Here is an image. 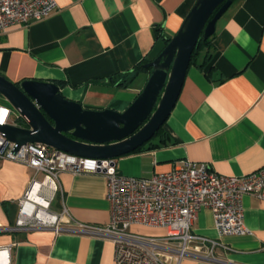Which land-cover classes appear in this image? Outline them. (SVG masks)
Masks as SVG:
<instances>
[{
    "label": "crops",
    "instance_id": "obj_1",
    "mask_svg": "<svg viewBox=\"0 0 264 264\" xmlns=\"http://www.w3.org/2000/svg\"><path fill=\"white\" fill-rule=\"evenodd\" d=\"M56 1L57 10L45 20L0 31V73L13 83L54 82L65 98L86 109L124 113L151 72L144 70L122 89L123 76L164 50L197 0ZM227 10L212 35L208 66H192L186 74L163 125L167 143L116 159L119 174L148 178L185 159L207 163L224 176L264 168V0H233ZM35 176L27 165L0 160V250L10 247L3 264H113L115 246L107 238L17 228L20 202ZM58 185L49 208L61 226L110 222L103 174L63 172ZM243 204L251 235L220 236L211 210H201L194 232L221 246L210 259L188 256L181 264H264V200L246 195ZM141 228L131 229L140 234Z\"/></svg>",
    "mask_w": 264,
    "mask_h": 264
},
{
    "label": "built area",
    "instance_id": "obj_2",
    "mask_svg": "<svg viewBox=\"0 0 264 264\" xmlns=\"http://www.w3.org/2000/svg\"><path fill=\"white\" fill-rule=\"evenodd\" d=\"M56 3V0H0V31L43 21L57 10ZM13 111L9 104H0L1 126L15 122ZM17 148V144L0 134V160L19 162L36 172L20 202L17 228L107 238L115 246L113 264H181L188 256L210 259L221 244L194 232L192 225L198 213L211 210L220 236L243 237L252 234L244 224V196L264 200V168L241 177L224 176L214 173L207 163L185 159L172 171L138 178L119 174L113 160L76 157L35 143L22 145L15 152ZM63 172L106 177L111 213L107 225L61 226L49 207L59 192L58 181ZM135 226L164 232L143 235L132 231ZM9 251L10 247L0 253L8 257Z\"/></svg>",
    "mask_w": 264,
    "mask_h": 264
},
{
    "label": "water",
    "instance_id": "obj_3",
    "mask_svg": "<svg viewBox=\"0 0 264 264\" xmlns=\"http://www.w3.org/2000/svg\"><path fill=\"white\" fill-rule=\"evenodd\" d=\"M233 0H197L181 29L145 70L149 79L123 112L91 110L63 96L54 82H10L0 73V96L17 112L21 124L0 125V134L18 149L47 145L72 156L113 160L151 141L171 115L184 86L194 49L216 32Z\"/></svg>",
    "mask_w": 264,
    "mask_h": 264
},
{
    "label": "trees",
    "instance_id": "obj_4",
    "mask_svg": "<svg viewBox=\"0 0 264 264\" xmlns=\"http://www.w3.org/2000/svg\"><path fill=\"white\" fill-rule=\"evenodd\" d=\"M213 37L214 36L208 38L207 40H204V38L201 36V39L199 40L197 47L194 49V52L192 54V58L190 61L191 62L190 67L194 66V67H198L199 69L203 70L208 66L209 61L212 59L211 47H212ZM167 41L169 43L171 40L168 39ZM145 63L146 61L139 63L136 67H134V70L132 72L123 76V78L126 79V81L121 82L119 84V87H121L122 89L128 88L129 85L132 83L131 81H133L134 78H136V76H138L141 72L145 70L143 67ZM211 70L212 69L208 71V76L210 75ZM165 138H166V133H165L164 127L162 126V128L156 133V135L154 136L153 139H151L150 142H148L143 147L138 149V151H135L133 153H136V152L138 153L143 148H149V149L159 148L167 143Z\"/></svg>",
    "mask_w": 264,
    "mask_h": 264
},
{
    "label": "rangeland",
    "instance_id": "obj_5",
    "mask_svg": "<svg viewBox=\"0 0 264 264\" xmlns=\"http://www.w3.org/2000/svg\"><path fill=\"white\" fill-rule=\"evenodd\" d=\"M1 98H3L2 96H1ZM0 98V103H3V104H5V103H7V102H5V101H3V99H1ZM16 115H17V112L14 110L13 111V119L16 117ZM42 175H40L39 176V178L38 179H42ZM55 206H57L56 204H54V206H52L54 209H56V207ZM134 231H135V229H134ZM139 232H140V234H144V235H155L156 233H160V231H158V230H154V229H151V228H141V229H139L138 230ZM163 231V230H162ZM164 232V231H163Z\"/></svg>",
    "mask_w": 264,
    "mask_h": 264
},
{
    "label": "bare ground",
    "instance_id": "obj_6",
    "mask_svg": "<svg viewBox=\"0 0 264 264\" xmlns=\"http://www.w3.org/2000/svg\"><path fill=\"white\" fill-rule=\"evenodd\" d=\"M3 256H4V255H3L2 253H0V264H3V263H4V262H3V261H4V260H3ZM5 262H6V261H5Z\"/></svg>",
    "mask_w": 264,
    "mask_h": 264
}]
</instances>
